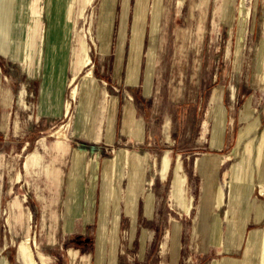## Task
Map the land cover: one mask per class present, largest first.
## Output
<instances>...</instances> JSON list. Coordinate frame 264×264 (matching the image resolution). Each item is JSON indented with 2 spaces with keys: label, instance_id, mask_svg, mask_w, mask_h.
Returning a JSON list of instances; mask_svg holds the SVG:
<instances>
[{
  "label": "rangeland",
  "instance_id": "374dc122",
  "mask_svg": "<svg viewBox=\"0 0 264 264\" xmlns=\"http://www.w3.org/2000/svg\"><path fill=\"white\" fill-rule=\"evenodd\" d=\"M158 7V33L152 36ZM153 38L157 46L152 70L156 97L153 93L145 100V149L152 176L147 191L155 195L153 219L141 224L133 240L125 226L115 237L116 243L100 246L95 240L98 235L108 238L109 227H88L85 233L92 234L88 237L91 242L70 236L62 225L60 208L59 225L43 232L38 174L33 169L26 171L28 157L42 151L41 143L73 141L84 81L96 82L106 101L122 94L136 101L125 90H142ZM137 39L143 49L136 88L126 86L125 81L129 47L136 46ZM74 46L77 67L83 72L69 86ZM82 46H87L92 60V77H86L90 68H83ZM103 46H109L108 51ZM119 46H127L121 67ZM263 46L264 0H161L160 4L157 0H0V264L5 258L9 264H19V245L26 238L21 240L22 231L28 233L21 212L15 214L11 206L18 199L25 200L33 214L28 221L38 264H97L99 246L106 257L114 252L118 264H264V218L258 223L252 212L253 205L264 209ZM52 60L66 63L64 83V68L61 65L54 72L49 66ZM76 85L78 97L72 100ZM220 95L228 121L226 146L216 151L210 148L208 112L212 113ZM58 108L59 118L44 117L46 109ZM215 113L219 115L218 107ZM256 117L260 118L256 137L229 160L240 130ZM205 122L208 128L203 127ZM119 143L128 147L127 141ZM105 151L115 159L116 147L105 146ZM167 153L172 169L163 181L159 174ZM179 163L186 175L187 198L194 199L189 215L171 198ZM248 163L253 168V186L243 192L239 187ZM18 173L23 178L17 183ZM172 203L179 205L174 208ZM52 231L54 241L43 242L41 234L48 232L49 236Z\"/></svg>",
  "mask_w": 264,
  "mask_h": 264
},
{
  "label": "crops",
  "instance_id": "0c3cea01",
  "mask_svg": "<svg viewBox=\"0 0 264 264\" xmlns=\"http://www.w3.org/2000/svg\"><path fill=\"white\" fill-rule=\"evenodd\" d=\"M157 2L160 4L161 0H157ZM179 5L182 7L183 3ZM154 19L157 21L152 28V36H156L158 33L156 24L160 19L159 7L154 13ZM139 43L137 39L136 46L129 47L127 58L128 80L125 81L126 86L136 88L139 85L136 80L141 66L140 52L143 49V46H140L141 43ZM126 47L119 46L121 57L118 63L122 61L119 67L123 66ZM156 47V38H153L149 48L150 53L146 63V74L142 82V90H139V92H137L138 90H133V92L131 89L125 90V93L134 94L136 101L128 100L124 94L120 96L113 95L106 101L100 93L96 82L93 80L84 81L80 89L79 105L74 120L73 141L69 144H66L65 141L41 143L42 151L40 153L36 151L28 157L25 164L26 171L33 169L32 171L38 174L36 192L43 232L46 231L47 227L54 230L59 225V221H61L59 219L60 208L62 225H64L70 236L74 235L77 238L80 237L79 239L81 240L91 242L92 239L88 237H91L92 234L85 233L88 227H109L111 234L108 238L98 235L95 240L99 245L111 241L116 243L117 238L115 237L120 233V228L125 226L130 228L131 240H133L141 224L145 225L147 221L153 219L155 195L153 192L147 191L150 167L148 153L145 149L147 123L145 100L153 96V90H155L153 89L152 70L156 65L154 58ZM46 48L48 51V46ZM74 49L75 46L72 48L73 73L69 86L79 80L83 72L82 67L80 69L77 67V54L75 53L74 56ZM102 49L108 51L109 46H103ZM62 50H64L63 46ZM179 50H181V47H179ZM178 58L177 66L180 67ZM49 64L54 72L56 68L62 65L64 68V70L62 69L64 83L66 63L52 60ZM91 66H84L83 68H90L89 70L93 72ZM76 88L77 98L79 92L77 85ZM55 89L56 87L53 89V93ZM42 91L44 92V88H42ZM137 93L139 95H136ZM51 94L49 92V95ZM61 97L62 94L60 95ZM217 107L219 115L215 113ZM43 115L47 119H56L61 116V111L59 108L52 111L46 109ZM208 116V122L211 123L212 127L210 148L211 150L221 151L226 146L228 121L227 112L222 106L221 95L213 105L212 113L210 112L209 114L208 112ZM208 122L204 123V128H208ZM119 141H127L128 147L119 145ZM105 146L117 148L114 160L105 151ZM171 169V158L169 153H167L162 160V168L159 174L163 181L167 179ZM180 174L186 179L182 168ZM175 177L176 171L174 180ZM22 178L23 174L18 173L16 182H21ZM186 191V187H184V195L187 198L188 193ZM172 195L173 183L171 198ZM25 202L22 199L11 202L15 214L23 212L25 215L24 220L28 227V233L22 231L23 238L21 240L27 235L30 236L28 218L33 215L25 205ZM176 205L179 204L172 203L174 208H176ZM180 206L178 207L181 211L185 210L182 204ZM53 232L51 234L49 232V236L48 232L41 234L43 242H51V239L54 241ZM100 246L96 255L97 264H118V256L113 252L110 258L109 254L106 257L105 250L101 249ZM39 256L43 257L42 255ZM229 260L236 261L233 259Z\"/></svg>",
  "mask_w": 264,
  "mask_h": 264
},
{
  "label": "bare ground",
  "instance_id": "6f19581e",
  "mask_svg": "<svg viewBox=\"0 0 264 264\" xmlns=\"http://www.w3.org/2000/svg\"><path fill=\"white\" fill-rule=\"evenodd\" d=\"M20 1V0H19ZM16 2V1H15ZM20 3V2H19ZM58 3V2H57ZM207 3V2H206ZM59 4V3H58ZM90 4V3H89ZM20 6V5H19ZM63 6V5H62ZM13 8V6H12ZM65 8V7H64ZM7 9V8H6ZM56 10V9H55ZM20 11V10H19ZM57 12V11H56ZM8 13V12H7ZM56 16V14H55ZM66 16V15H65ZM8 17V15H7ZM19 19V18H18ZM10 21V20H9ZM63 22V21H62ZM57 26V25H56ZM18 29V28H17ZM16 30V28H15ZM60 30V29H59ZM19 31V30H18ZM56 32V31H55ZM16 33V32H15ZM58 34V33H57ZM10 38V37H9ZM12 39V38H11ZM15 40V39H14ZM41 41V40H40ZM93 41V44H95L94 42V39H92ZM15 42V41H14ZM55 42V40H54ZM57 42V41H56ZM10 43V42H9ZM41 44V43H40ZM81 44V43H80ZM82 44H85L84 43V38L82 39ZM55 46V45H54ZM11 47V46H10ZM84 50V53H85V59H84V66H91L92 64V60H91V57L89 55V52H88V49H87V46H82ZM3 50V48H2ZM9 51V50H8ZM39 51V49H38ZM14 52V50H13ZM8 54V53H7ZM82 54V53H81ZM48 58V57H47ZM52 59V58H51ZM48 61V60H47ZM81 63V62H80ZM49 65V64H48ZM47 71V70H46ZM50 71V70H49ZM45 73V72H44ZM49 74V73H48ZM46 76V75H45ZM51 75L49 74V77ZM93 76V72L91 70H89L87 73H86V77H92ZM50 84V83H49ZM46 85V84H45ZM76 96H77V88L75 87L73 90H72V93H71V97H72V100H75L76 99ZM259 126H260V118L259 117H256L251 123H249L247 126H245L243 129L240 130V135L239 136V140H238V143H237V146L235 148V152L233 155L231 156H228L229 160L233 159V157L235 156V153L236 152H239V150L241 149V147L243 146L244 143H246L247 141L249 140H253L258 131H259ZM60 135V134H59ZM263 140H264V132H263V136H262ZM63 139V138H62ZM251 146L253 147V142H251ZM245 164H246V160H245ZM180 171H181V164L179 163L178 164V168L176 170V177H175V180L173 182V195H172V199L174 201V199L178 200V202L180 204H182L183 207H185V213L187 215H189L191 213V211L193 210L194 208V205H193V202H194V199L193 198H186V196L184 195V184H185V179L181 176L180 174ZM252 177H253V168L251 166V163H248L246 165V168H245V173L244 175L241 177V184H240V189L239 190H242L243 192L244 191H247L248 192V189L250 187L253 186V183H252ZM21 179V178H20ZM234 190L237 189V187H233ZM216 194L218 195L219 197V206H222L223 205V201L221 200V195H220V190L219 188L216 189ZM187 203V204H186ZM252 212H254L255 214V217H256V220L257 222L259 223L263 218H264V209L261 207V206H258V205H253L252 206ZM253 214V213H252ZM24 217L25 215L23 214V212H21L20 214V219L22 220V222L25 223V220H24ZM32 217H29V219L31 220ZM10 222V220L8 221ZM9 225L11 226V224L9 223ZM33 238V237H32ZM32 238L27 235L25 240L19 245V253H18V257H17V261L18 263L20 264L21 262H26L27 264H38L36 259H35V255H34V251H33V248H32ZM35 240V239H34ZM264 242V241H263ZM264 244V243H263ZM35 245H37V242L35 241ZM9 260H7L6 258L4 259V262L3 264H9ZM25 264V263H24Z\"/></svg>",
  "mask_w": 264,
  "mask_h": 264
}]
</instances>
